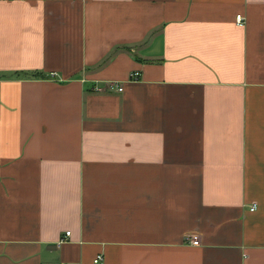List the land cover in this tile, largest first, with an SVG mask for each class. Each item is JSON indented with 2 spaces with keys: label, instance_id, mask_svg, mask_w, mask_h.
<instances>
[{
  "label": "crops",
  "instance_id": "crops-1",
  "mask_svg": "<svg viewBox=\"0 0 264 264\" xmlns=\"http://www.w3.org/2000/svg\"><path fill=\"white\" fill-rule=\"evenodd\" d=\"M0 264H264V0H0Z\"/></svg>",
  "mask_w": 264,
  "mask_h": 264
},
{
  "label": "built area",
  "instance_id": "built-area-1",
  "mask_svg": "<svg viewBox=\"0 0 264 264\" xmlns=\"http://www.w3.org/2000/svg\"><path fill=\"white\" fill-rule=\"evenodd\" d=\"M236 23L238 25H244V23H245V17L243 15H241V14L237 15V17H236ZM53 75H55V73H53ZM138 76H139L138 72H134L131 75V77H133V78H137ZM95 90L96 91H99V92H105L107 90H111V91L112 90H117L119 92H122L124 90V87L122 86V84H119L117 82H108L104 86H96L95 87ZM67 235H70V231L67 232ZM190 242L193 245H199V240L197 239V237L190 238ZM101 259H102V256H98L96 258L95 262L98 263Z\"/></svg>",
  "mask_w": 264,
  "mask_h": 264
}]
</instances>
